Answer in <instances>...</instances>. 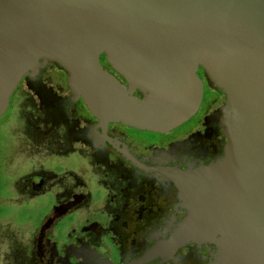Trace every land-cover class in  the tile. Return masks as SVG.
Here are the masks:
<instances>
[{
	"label": "water",
	"instance_id": "95a60500",
	"mask_svg": "<svg viewBox=\"0 0 264 264\" xmlns=\"http://www.w3.org/2000/svg\"><path fill=\"white\" fill-rule=\"evenodd\" d=\"M51 67L103 122L155 133L198 111L202 70L223 156L183 177L187 233L217 264H264V0H0V118Z\"/></svg>",
	"mask_w": 264,
	"mask_h": 264
},
{
	"label": "flooded vegetation",
	"instance_id": "af4514ba",
	"mask_svg": "<svg viewBox=\"0 0 264 264\" xmlns=\"http://www.w3.org/2000/svg\"><path fill=\"white\" fill-rule=\"evenodd\" d=\"M197 76L198 111L166 133L103 122L57 67L23 79L0 118V264H217L180 200L223 156L220 95Z\"/></svg>",
	"mask_w": 264,
	"mask_h": 264
}]
</instances>
